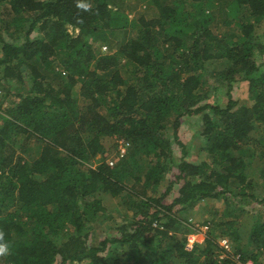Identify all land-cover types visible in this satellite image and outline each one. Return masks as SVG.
Returning <instances> with one entry per match:
<instances>
[{
  "label": "trees",
  "instance_id": "1",
  "mask_svg": "<svg viewBox=\"0 0 264 264\" xmlns=\"http://www.w3.org/2000/svg\"><path fill=\"white\" fill-rule=\"evenodd\" d=\"M108 1L0 0V107L11 100L0 108V239L10 246L0 264H124L125 256V264H264L259 254L239 250L237 259L224 254L220 260L222 248L210 234L202 248L190 250L171 234L181 225L178 211L214 199L256 216L250 244L264 246V164L258 171L254 164L264 148L249 149L255 128L264 124V33H256L264 24V0H188L190 8L187 0H155L158 17L149 20L140 13L130 19ZM216 15L229 35L212 28ZM37 25L43 35L31 40ZM66 26L78 34L70 36ZM118 32L129 37L110 54L95 53L98 41L110 46ZM120 58L131 66L129 74ZM57 60L64 77L51 70ZM220 60L229 65L211 72L217 86L204 91L201 73ZM24 77L30 89L10 93ZM235 77L247 82L249 106L230 95L223 105L207 103ZM75 87L83 107L73 99ZM196 116L210 158L193 162L183 149L175 159L167 137L178 142L184 119ZM17 135L34 140L38 156L18 154L9 143ZM111 135L130 139L133 153L153 157L136 185L124 184L108 165ZM165 178L169 184L158 196L147 195ZM113 198L132 219L89 244L88 228ZM228 225L233 234L234 223Z\"/></svg>",
  "mask_w": 264,
  "mask_h": 264
},
{
  "label": "rangeland",
  "instance_id": "2",
  "mask_svg": "<svg viewBox=\"0 0 264 264\" xmlns=\"http://www.w3.org/2000/svg\"><path fill=\"white\" fill-rule=\"evenodd\" d=\"M163 1V0H159ZM111 6L119 7L122 11L128 14L130 19H134L135 14H142L146 19H152L158 17V7L155 4V0H116L112 3L110 0L108 1ZM186 2V8L189 7V1ZM216 4L217 2L214 1ZM219 5L216 7L215 12L219 11ZM217 18V19H216ZM222 15H216L215 23H212V28L216 33L229 35L231 28L223 25L222 23ZM67 32L70 36L75 37L78 34V29H71L70 27L66 26ZM136 32V29L132 30L133 36ZM257 34L264 33V24L261 28L257 29ZM43 32H41L38 28H34L29 36L31 40L42 37ZM129 36L125 37V32H118L116 37L110 39V46L107 42H99L95 45V53L96 54H110L114 51L115 46L117 43H123L125 39ZM109 38V36H108ZM120 62L122 65L123 70L126 71L127 74L131 71V66L127 64L125 59L120 58ZM209 67L204 68V73H201V82L203 84V89L206 91L211 84L217 86L214 83V78L212 77V71H219L223 70L229 65V62L226 60L220 61H212L209 62ZM264 71V66L261 68ZM51 70L54 72L59 71L61 77H64L63 68L61 67L60 61L57 60L53 63ZM62 71V72H61ZM235 77L234 82L232 83L229 90H227L225 85L217 87L213 92H211L207 103L209 104H219L223 105L227 101L228 96L230 95L232 99L238 101L242 105L249 106L251 101L248 95V85L247 82L239 81ZM58 79L60 76L58 74ZM57 81H53L52 85L54 88L57 86ZM10 93H25L27 90L30 89L29 79L24 77V83L21 84H14L12 83L9 87ZM212 90L211 88H209ZM0 92L2 90L0 89ZM2 93H0L1 96ZM72 96L74 101L77 105L84 106L85 100L81 98L78 93L77 87H75L72 91ZM6 101V100H5ZM11 100H7V102L3 105L5 108L8 104H10ZM9 102V103H8ZM169 128H167V132L171 134V122H167ZM200 118L199 116L191 117L184 119L183 124L180 126V129L177 133V141H175L171 135H168V139L170 141V150L173 152V157L178 159L182 156V150H185V157L193 162L200 163L201 161L207 162L210 158L209 154L203 151L206 146L205 139L200 137ZM254 136L256 140H252L249 143V149L251 152H259L264 148V124L258 125L255 128ZM11 142L9 143L17 150L18 154L23 156V158H34L39 154V145L34 143V140L29 139L26 140L23 135H17L10 137ZM108 140L111 143V150L110 156L108 160L113 161V166L110 167H117V171L122 174L123 177L122 181L127 186L136 185L135 180L136 178H141L142 175L141 171H143L149 162L153 161L152 156H146L141 152H132L133 144L130 139H123L122 137L119 138L117 135H111L108 137ZM122 143L126 149L125 155L123 158L119 159L116 156V150L118 143ZM116 144V145H115ZM116 147V148H115ZM168 152V151H167ZM168 155L172 156L171 153ZM167 155V156H168ZM99 155H96L95 158L92 160V166L98 164L100 160ZM169 158H167V161ZM260 163L264 164V157L260 155H255L254 157V164L255 169L258 171L260 167ZM167 174V173H166ZM167 177V175H166ZM260 180V179H258ZM169 179H163L156 187L155 190L148 189L146 191L147 195L153 196L154 193L158 196L160 192L167 187L169 184ZM257 190L256 192L263 191V187L260 184L261 182L258 181ZM140 184V183H139ZM177 185L175 184L172 187V193L176 192ZM255 211L256 206H255ZM257 212V211H256ZM255 217L253 214L241 213L237 209L233 208L232 206H226L220 200L214 199H204L194 203L190 208H186L180 210L176 213V218L181 222V225L176 231H172L171 234L179 241L183 242L184 248L186 250H190L193 247L202 248L204 245V239L207 234H210L218 245L220 246L221 240L225 239L230 244V255L235 258L237 257L236 250L239 252H254L259 254L258 259L260 262L263 261L262 252L264 251L263 244L262 245H252L250 244V238L252 235V224L255 221ZM132 219L131 211L127 210V207L123 201L119 202L118 199L113 198L111 200L105 201L104 203V212L98 216L96 221H94L88 230H90V237H89V244L95 245L97 244L106 234L113 233L112 229L118 228L123 224H127ZM257 219V218H256ZM230 222H233L234 225L231 227V231L234 232L230 234L227 232V226ZM166 242L163 245L173 244L172 241L165 240ZM243 246L245 248H243ZM235 253V256H234ZM239 255V254H238ZM146 256H149L147 253ZM124 257V256H123ZM126 257V256H125ZM123 258V263L125 264L129 258ZM220 260L224 258L223 253H221L218 257ZM171 264H178V260L170 259ZM251 261V259L245 260L242 264H246V262ZM80 264H88V261H81ZM252 264H254L252 262Z\"/></svg>",
  "mask_w": 264,
  "mask_h": 264
},
{
  "label": "built area",
  "instance_id": "3",
  "mask_svg": "<svg viewBox=\"0 0 264 264\" xmlns=\"http://www.w3.org/2000/svg\"><path fill=\"white\" fill-rule=\"evenodd\" d=\"M125 152H126V149H125L124 145L121 142L118 143L117 150H116L117 157L119 159L123 158L124 155H125ZM107 163H108L109 166H113V164H114L111 159L108 160ZM229 247H230V244L227 242V240H225V239L221 240L220 248H222L223 255L230 253V248ZM237 258H238V255H237V257L235 256V259H237ZM246 264H252V262L248 261V262H246Z\"/></svg>",
  "mask_w": 264,
  "mask_h": 264
},
{
  "label": "clouds",
  "instance_id": "4",
  "mask_svg": "<svg viewBox=\"0 0 264 264\" xmlns=\"http://www.w3.org/2000/svg\"><path fill=\"white\" fill-rule=\"evenodd\" d=\"M81 7H87V5H80ZM2 235V234H0ZM10 253V246L7 242L0 239V257H5Z\"/></svg>",
  "mask_w": 264,
  "mask_h": 264
}]
</instances>
